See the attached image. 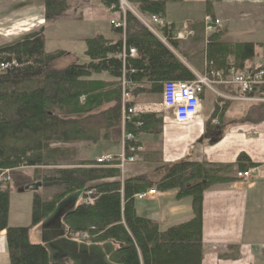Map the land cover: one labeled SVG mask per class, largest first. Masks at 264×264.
I'll return each mask as SVG.
<instances>
[{
	"label": "trees",
	"instance_id": "obj_1",
	"mask_svg": "<svg viewBox=\"0 0 264 264\" xmlns=\"http://www.w3.org/2000/svg\"><path fill=\"white\" fill-rule=\"evenodd\" d=\"M39 1L44 22H56L70 9V0ZM185 1L128 0L137 14L133 15L121 9L119 0H99L109 13L118 14L124 27L109 25L117 36L115 42L102 36L85 39V64L63 51L46 53L42 30L0 46V65H8L0 70V234H4L9 264H67L66 259H50L46 247L30 242L29 232L47 222L69 197L73 199L61 218L65 237L83 245L110 244L109 264H201L204 192L234 181L236 172L255 165L244 154L235 164L186 158L163 164L137 140L143 133L159 134L160 114L127 113L139 96L161 97L165 83L196 81L180 49L185 41L176 39L173 25L165 23L167 5ZM204 9L213 23L211 2L206 1ZM152 16L163 23L154 26L157 35L139 20ZM202 27L207 33L200 39L206 59L202 77L212 85L216 78L225 82L230 70H255L257 66L246 64L254 59L256 48L261 50L259 66L264 68V43L226 42L219 28L208 33L206 24ZM130 49L135 50L134 57L129 56ZM65 57L72 61L57 68L56 63ZM101 74L113 81L92 80ZM123 90L130 95L127 101L122 100ZM256 115L264 121V103L239 122L255 121ZM122 133L134 138L125 144L126 156L131 147L142 149L133 155L145 163L143 174L122 176L115 162L96 165L95 161L70 160L66 146L120 142ZM18 169L31 170L33 182L40 183L44 193H52L49 197L33 194L29 226L9 227V173ZM148 191H176L177 201L189 198L192 219L160 231L155 222L136 211V196ZM88 197L91 204L85 203Z\"/></svg>",
	"mask_w": 264,
	"mask_h": 264
},
{
	"label": "crops",
	"instance_id": "obj_2",
	"mask_svg": "<svg viewBox=\"0 0 264 264\" xmlns=\"http://www.w3.org/2000/svg\"><path fill=\"white\" fill-rule=\"evenodd\" d=\"M72 1L88 3L90 7L72 8V17L67 18L69 21L66 23L69 22L74 27L73 35L61 34L62 27H64L61 23L66 19L65 17L48 23L50 28H54V31L48 33L47 30H44V48L46 53L66 52L77 59L79 63L85 64L88 59L84 54V40L102 36L115 42L117 36L111 31L109 23L112 20H118V14L109 13L100 5L99 0ZM206 1L212 4L213 17L225 24V29L222 31L224 41L264 43V0H186L181 4H168L165 23L173 25L174 37L176 38V34L183 30L194 32L193 38L190 34L180 40L185 41L180 49L185 54L188 68L197 77L204 75L206 61L200 41L207 36V33H203L205 29L202 27L205 24V18L208 17L204 11ZM41 18L42 23L40 24H43V8ZM255 18L259 19L262 28L257 30L253 36L252 32L249 33L248 22ZM29 19L33 20L32 15ZM64 39L70 41L72 48L61 49L57 48L58 46H53L54 42L60 43ZM48 46L49 48H47ZM71 61L72 58L66 65ZM253 64L254 66L261 64L260 55L258 59L254 57L246 66L249 67ZM92 80L113 81L106 74L94 76ZM212 89L214 92L208 89L203 91L199 97L200 107L195 122L189 126L181 127L183 129L179 135L171 132L175 125L171 116H167V114L164 116L160 113L159 116L163 120L159 134L143 133L138 135L137 140L145 152L156 154L158 160L163 164L185 158L196 162L235 164L240 154L246 155L255 165L251 169L256 170L249 179L240 180L235 177L234 181L214 185L203 194V256L201 264H264V250L262 249V245H264V121L259 120L256 115L255 121L239 122L246 118L259 103L225 100L224 96H234L237 92L233 87L221 83V80L217 78L213 81ZM153 97L156 96L142 95L135 99V103L136 105L157 106L159 103L148 102V99ZM153 114L158 116L157 113ZM66 147L70 150L71 161L94 162L101 155H117L120 152L121 144L119 141H114L96 144L79 143ZM22 170L28 169H18L9 173L11 179V191L8 199L9 227H26L30 224V220L29 223L26 222L27 214L21 217L20 214L14 212V206L22 199L13 196L29 192H21V189L34 183L32 171L28 175L21 172ZM144 172L145 163L138 160L127 168L125 174L126 176H137ZM36 193L45 194L42 189ZM32 194L34 193L32 192ZM175 195L176 191L156 192L154 196L143 200L147 204L135 206L136 211L139 215H147L148 219L158 225L160 231L188 222L192 219L191 200L186 198L177 201ZM81 202L82 199H79L78 204ZM61 218L60 226L58 225L53 233L45 235L46 240L49 238L50 242L54 244L61 238L69 242H79L76 239L67 240L61 227ZM49 229L50 227L47 226L45 229L41 224L32 228L29 232L30 242L44 246V233H47ZM60 254L61 252L57 251L53 256ZM0 264H9L3 233L0 234Z\"/></svg>",
	"mask_w": 264,
	"mask_h": 264
},
{
	"label": "built area",
	"instance_id": "obj_3",
	"mask_svg": "<svg viewBox=\"0 0 264 264\" xmlns=\"http://www.w3.org/2000/svg\"><path fill=\"white\" fill-rule=\"evenodd\" d=\"M120 7L127 6L128 0H119ZM141 23L148 28L153 34L157 35L154 26L162 25V21L157 17H150L148 19H140ZM115 28L124 27L123 21L112 20L109 23ZM206 31L208 33L215 32L219 26V21H212L206 17L205 18ZM191 33L186 30L180 31L176 34L178 40H183L188 37ZM135 50H129V56H135ZM125 58V55H122ZM8 65L1 64L0 70H4ZM217 77V74H216ZM222 83V82H221ZM223 84L235 87L237 93L234 96H224L227 101H243V102H254V103H264V68L257 66L255 70L238 73L233 70L229 71L228 78ZM208 89L212 92V82L206 77H197L196 81L190 83H165L162 87V94L160 97V103L157 106L154 105H134L132 108L128 109L127 113L132 115L145 114V113H157L163 114L164 116H171L175 125L179 127H186L193 124L198 116V110L200 107L199 95L202 93L203 89ZM223 98V96H222ZM130 99L128 92L123 90L122 100L127 101ZM133 136L130 134L122 133L120 138L121 149L117 155L105 154L97 157L95 159L96 165H106L111 163H116V167L119 169L120 174L123 176L126 172L127 167L133 165L137 159L133 153L140 152L142 149L140 147H131L128 152L129 155L125 154V144L126 142L133 140ZM256 172L255 169H249L246 172H236V179L247 180L250 178L252 173ZM9 180V179H8ZM156 192L148 191L136 196L137 201H143L151 196H154ZM90 196V193H87ZM86 204H91L92 199L89 197L85 200ZM264 249V245H262Z\"/></svg>",
	"mask_w": 264,
	"mask_h": 264
},
{
	"label": "rangeland",
	"instance_id": "obj_4",
	"mask_svg": "<svg viewBox=\"0 0 264 264\" xmlns=\"http://www.w3.org/2000/svg\"><path fill=\"white\" fill-rule=\"evenodd\" d=\"M84 2H77L74 3L72 0L69 2L70 9L67 12V15H65V20L61 23L64 25L62 27L61 34L62 35H73L75 29L72 27L71 24L66 23V21H69L67 18L72 17V8H79L80 7H90L88 3ZM123 11H130L133 15L136 14L134 11L133 6L129 3L127 6H122ZM42 6L41 2L39 0H0V46L11 43L15 41L16 39L28 35L31 33L36 32V30L39 29L44 32V30H47L48 33L54 31V28H50L48 22H43L41 20V12H42ZM30 15H32L33 20L30 21ZM137 15V14H136ZM220 32L225 29V24L223 22H219ZM249 29L252 35L256 33L257 30L261 29L260 21L259 19L255 18L252 20H249L248 22ZM56 28V26H55ZM254 31V32H253ZM254 36V35H253ZM252 36V39L254 38ZM241 39L243 37H240ZM239 39V37H238ZM247 39V38H246ZM245 39V40H246ZM256 39V38H255ZM229 40V39H228ZM251 42L253 40H250ZM248 42V41H245ZM53 46H58L57 48L61 49H67L72 48V44L68 39H64V41H61L60 43L54 42ZM49 48V46L47 47ZM260 48H256V56L255 58H259L260 55ZM70 61L69 58H62L60 61L56 63L57 67L65 68L67 65V62ZM254 65V64H253ZM213 86V85H212ZM149 103L157 104L160 103V96H156L153 98L148 99ZM237 102H243L236 100ZM163 117V115H162ZM181 127H177L173 125L171 132L173 134H180L182 132ZM129 168V167H127ZM127 170V169H126ZM21 172L26 173L29 175L31 173V170H22ZM147 172V171H146ZM41 189V188H40ZM45 196L49 197L48 194L52 193L51 191L45 192ZM32 192H24L20 196H13V197H21V201L19 203H14V212L18 213L23 217L25 214H27V221L29 223L30 220V212H31V203H32ZM28 199L27 201L25 199ZM73 199L72 197L67 198L66 202H63L59 205V207L56 209V211L48 218L49 220L47 222H44L43 227L46 229V227H50L47 233H44V246L49 250L50 259L56 260V259H66L67 264H109L107 260V256L109 251L111 250L110 244H104V245H98V246H91L89 244L83 245L82 242H69L64 240L63 238L57 240V245L53 242H50L51 239H47L45 235L53 233V230L57 229V226H60V218L63 215L62 212L66 210L67 203L69 204V201ZM146 202L143 201H135V206H138L140 204H143ZM147 204V203H146ZM146 217L147 215H142ZM78 240V239H76ZM50 242V243H49ZM264 250V249H263ZM61 252L59 256H53L55 252Z\"/></svg>",
	"mask_w": 264,
	"mask_h": 264
},
{
	"label": "water",
	"instance_id": "obj_5",
	"mask_svg": "<svg viewBox=\"0 0 264 264\" xmlns=\"http://www.w3.org/2000/svg\"><path fill=\"white\" fill-rule=\"evenodd\" d=\"M40 188H41V184L36 182V183H32L30 185H27V186L23 187L21 189V192L30 191V192L36 193Z\"/></svg>",
	"mask_w": 264,
	"mask_h": 264
}]
</instances>
